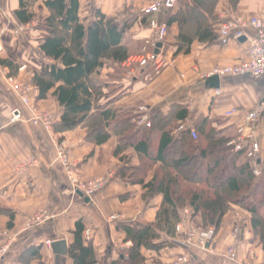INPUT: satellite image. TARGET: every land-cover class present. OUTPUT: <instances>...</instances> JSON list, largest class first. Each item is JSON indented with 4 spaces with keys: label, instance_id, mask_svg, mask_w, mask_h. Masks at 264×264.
Listing matches in <instances>:
<instances>
[{
    "label": "crops",
    "instance_id": "0c3cea01",
    "mask_svg": "<svg viewBox=\"0 0 264 264\" xmlns=\"http://www.w3.org/2000/svg\"><path fill=\"white\" fill-rule=\"evenodd\" d=\"M152 1L77 0V17L79 22L89 26L98 20L99 15H103L119 28L124 27L121 45L127 50L128 58L140 56L151 51L150 43L156 37L151 23L153 17L138 14ZM252 2L253 5L244 8L243 14H234L229 0H218L214 15L219 19L217 21L226 15L247 17L257 14L264 18V10L261 9L264 1ZM185 7L200 11L193 0H184L173 12L161 13L155 18L158 23H165L168 29L166 40L157 53L162 60L160 69L154 65L123 69L125 62L116 64L105 60L99 72L92 76L97 97L90 115L97 122L95 127L82 124L74 130L55 134L30 123L10 124V110L19 105V101L6 81L9 70L0 66V248L8 245V252L0 264H72L67 251L73 241L71 232L78 221L84 226V233L90 232L96 264H103L115 260L132 246L120 229L121 225L155 222L162 196L150 197L140 185L129 182V174L125 177L120 175L124 163L133 168L145 164L131 146L126 147L120 156H114L119 143V129H115L116 121L107 128L103 127L101 112L104 109L123 113L130 111V125L136 130L149 131L155 127L170 132L178 140L184 131L180 129L182 126L197 132V127L206 120V129L221 132L231 141L237 136L244 113L261 106L263 113L257 133L258 168L255 170L260 171L264 161V75L256 78L221 76L218 89L211 87L207 75L215 69L245 62L248 45L245 40H229L223 44L215 33L217 25H213L205 13L207 20L204 24L212 25L216 40L206 42L200 41L197 35L192 36L189 52L177 53L181 42L180 25L171 18ZM18 9V0H0V59L17 65V72L11 78L24 80L30 85L34 104L46 111L57 124L61 109L52 92L46 99L37 100L38 91L31 84L34 73L40 72L43 65L53 64L39 49L43 36L47 35L41 25L49 15L48 11L43 7V1L38 0L32 7L36 13L35 20L20 25L14 17ZM20 28V33L16 35V30ZM231 110L236 113L226 118L225 113ZM142 116L148 119L150 127L138 125ZM99 133L107 134L108 140L97 144L93 135ZM148 133L153 135L154 129ZM59 142L68 147V161L77 169L80 181L108 174L112 176L88 203L84 201V196L73 192L66 171L57 159ZM178 149L177 145L175 151ZM230 151L233 152L231 148ZM121 157L124 159L121 160ZM170 161L166 157L167 166ZM26 162H30V166L21 169ZM160 167L162 164L157 161L152 170L139 178L149 182L154 176L153 171ZM190 211L188 206L180 210L181 221L177 227L182 226V229L174 237L168 239L162 236V240L169 241L172 247L159 252L141 249V255L160 264L170 263L181 255H190L196 264H264V244L255 236L247 211L232 205L208 243L207 250L199 249L187 240L190 228L203 230L201 214L191 218ZM43 212L54 218L34 229H27L26 223ZM10 214L13 225L8 228ZM260 214L264 216V206ZM234 228L239 231L236 238L232 237ZM47 241L52 244L65 241L66 254L54 253L51 246L46 245ZM232 246L237 251L234 260L226 255ZM36 248L39 258L30 254Z\"/></svg>",
    "mask_w": 264,
    "mask_h": 264
},
{
    "label": "trees",
    "instance_id": "16d2710c",
    "mask_svg": "<svg viewBox=\"0 0 264 264\" xmlns=\"http://www.w3.org/2000/svg\"><path fill=\"white\" fill-rule=\"evenodd\" d=\"M18 1L19 9L14 13L17 23L30 24L36 18L32 7L38 0ZM193 1L200 11L185 7L171 18L180 25L181 42L177 53L189 52L192 36L197 35L200 41L216 40L214 28L212 25L205 26L204 21L207 20V13L212 24L218 26L220 21L214 15L218 0ZM43 7L49 15L41 25L47 35L43 36L39 49L53 64L43 65L40 72L32 76L31 84L38 91L37 100L46 99L52 92L58 103L61 116L52 127L55 134L74 130L82 124L95 127L97 122L90 115L97 97L92 76L99 72L105 60L116 64L127 61L128 52L121 45L124 27L119 28L103 15H99L98 20L91 25L85 26L77 17V0L43 1ZM0 66L9 70V77H13L18 69L17 65L8 60L0 59ZM117 72L120 73V70ZM101 118L104 121L103 127L107 128L116 121L115 129H119V143L114 156H120L126 147L131 146L139 159L144 161L145 165L136 168L124 163L120 175L125 177L129 174V182L140 185L150 197L158 194L162 196L154 223L134 222L120 226L132 246L115 260L103 264H144L146 259L141 255V249L159 252L163 248L172 247L169 241L162 240V236L168 239L175 236L177 224L181 221L179 212L185 206L190 208L191 218L200 213L203 227L212 226L215 232L231 206H238L250 214L253 232L264 244V216L260 214L264 206V161L259 174L255 175L257 158L250 160L242 152H231L226 145L230 137L214 129H206V120L197 127L195 140L188 130L182 131V137L178 140L170 132L155 127L149 130L154 129L153 135L146 129L136 130L130 125V111L123 113L104 109ZM93 136L97 144L109 138L105 133ZM176 144L179 146L177 152ZM168 156H172L169 166L166 165ZM157 161L162 167L155 169L152 179L145 183L144 179L139 178L140 175H146ZM226 167L227 170L224 169ZM226 193L234 199H228ZM12 225L13 216L10 214L8 228ZM83 233L84 226L78 221L71 232L73 241L67 254L72 264H96L90 239L86 240ZM30 254L31 257L39 258L37 248Z\"/></svg>",
    "mask_w": 264,
    "mask_h": 264
},
{
    "label": "built area",
    "instance_id": "2783aa9c",
    "mask_svg": "<svg viewBox=\"0 0 264 264\" xmlns=\"http://www.w3.org/2000/svg\"><path fill=\"white\" fill-rule=\"evenodd\" d=\"M41 1H54V0H41ZM184 0H153L151 3L141 8L138 14L142 16L153 17L151 21L153 28L155 29L156 37L152 43H150L151 51L140 55L133 56L127 59L125 64H128V68L133 69V66L139 67L154 65L156 69L162 67V60L154 52L158 43L163 44L166 40L167 25L165 23H158L156 17L161 13H169L179 7ZM264 1V0H261ZM21 31L17 29L15 34L18 35ZM219 41L223 44L229 40H239L244 38L247 47V60L241 64L215 69L212 75L218 77L232 76V77H260L264 75V18L261 16H237V15H226L221 17V21L217 26ZM204 76L209 78L212 75ZM7 83L10 91L19 101V105H16L10 110V124L15 123H30L34 126H41L44 129L51 131L54 125L53 118L46 112L40 111L34 104L31 98L32 88L25 82L15 83L11 77L7 78ZM218 93V92H217ZM143 112V109H140ZM236 113L235 110H231L225 113L226 118L232 117ZM262 107L248 110L243 115L242 125L239 127L237 136L227 143L233 152H243L245 156L250 160H255L259 153V145L257 143V133L262 117ZM144 116L138 120V125H145L150 127V123ZM181 130L188 129L192 139H196V132L189 128L182 126ZM57 159L63 165L70 186L74 193H81L84 197L89 200L99 191H101L112 179L110 176L108 179H98L90 181H80L77 175V169L70 165L68 161V147L64 143L57 146ZM30 162H26L21 166V169H25L30 166ZM255 175L259 172L255 171ZM54 218L53 215L45 212L34 216L28 223L27 229H34L47 221ZM115 217H111L114 219ZM182 226L177 227L179 231ZM90 232L85 231L84 238L89 240ZM213 229H208L205 232L195 236L194 232L189 229L187 232V240L189 244L194 245L202 250H207L208 243L213 239ZM51 242L47 241L46 245L51 246ZM235 249L230 248L227 250V256L229 259H235ZM8 252V245H4L0 250V262ZM168 264H196L190 255H181L176 257Z\"/></svg>",
    "mask_w": 264,
    "mask_h": 264
},
{
    "label": "rangeland",
    "instance_id": "374dc122",
    "mask_svg": "<svg viewBox=\"0 0 264 264\" xmlns=\"http://www.w3.org/2000/svg\"><path fill=\"white\" fill-rule=\"evenodd\" d=\"M230 1V5H231V9L233 10V13L235 14V13H238V14H243L244 13V8H247V7H250V5H253V0H229ZM240 1V2H239ZM262 5V7H261V9L262 10H264V4L262 3L261 4ZM243 8V9H242ZM240 9H242V10H240ZM251 10V9H250ZM251 12H253L252 10H251ZM254 13V12H253ZM251 16H260V15H257V14H252ZM137 65H135V66H133V68L134 67H136ZM123 69H129L128 68V64L126 63H124V65H123ZM131 69V68H130ZM13 79V81L15 82V83H21V82H25L24 80H21V79H15V78H12ZM7 81V80H6ZM38 107V106H37ZM38 109L40 110V111H44V110H41V108H39L38 107ZM44 112H46V111H44ZM47 113V112H46ZM51 131H53V130H51ZM59 144H61V142H59L58 143V145ZM172 159V156H168L167 157V160L168 161H170ZM224 169H228V167H226V168H224ZM154 173H155V171H153ZM228 173H229V171H228ZM111 176V174H108V175H106V176H101V177H97V178H94V179H91V180H98V179H101V178H106V179H108L109 177ZM90 181V180H89ZM227 194V193H226ZM227 197H228V199H230V200H233L234 199V197H232L231 195H229V194H227ZM31 220V219H30ZM29 220V221H30ZM29 221L26 223V228H27V225H28V223H29ZM210 227V226H209ZM209 227H207V228H204L203 227V230H199V229H196V228H194V227H192V228H190L193 232H194V234H195V236L197 237V235H199L200 233H202V232H205V231H207L208 229H211V227L209 228ZM213 231H214V228H213ZM238 229L237 228H234L233 230H232V237L233 238H236V236H237V234H238ZM214 235H215V231H214ZM230 248H234L235 249V247L234 246H232V247H229L228 249H230ZM2 249V247L0 248V250ZM235 251V258H236V254H237V251H236V249L234 250ZM226 255H227V251H226ZM144 264H160V263H158L156 260H154V261H151L150 259H148V260H146V262L144 263ZM168 264V263H167Z\"/></svg>",
    "mask_w": 264,
    "mask_h": 264
},
{
    "label": "water",
    "instance_id": "95a60500",
    "mask_svg": "<svg viewBox=\"0 0 264 264\" xmlns=\"http://www.w3.org/2000/svg\"><path fill=\"white\" fill-rule=\"evenodd\" d=\"M244 38L239 39V41H244ZM162 47L161 43H158L156 45V50L154 51L156 54L158 53V50ZM209 82H211V87L218 89L219 87V77L217 75H213L209 77ZM80 197H83L81 193H77ZM84 201L88 203L90 200L87 197H84ZM52 250L56 254L65 255L66 254V243L65 241H56L51 245Z\"/></svg>",
    "mask_w": 264,
    "mask_h": 264
}]
</instances>
